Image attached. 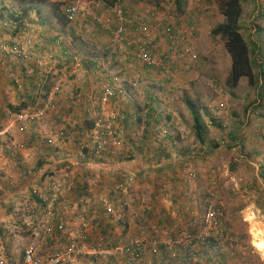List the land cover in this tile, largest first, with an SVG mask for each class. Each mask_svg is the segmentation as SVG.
<instances>
[{"label":"rangeland","instance_id":"rangeland-1","mask_svg":"<svg viewBox=\"0 0 264 264\" xmlns=\"http://www.w3.org/2000/svg\"><path fill=\"white\" fill-rule=\"evenodd\" d=\"M6 1L10 4L9 6L17 10V13L18 11L20 12V18H22L23 8L25 11L27 10L25 13V16L28 13L27 20H23L25 22L28 21L29 30L20 32V38L14 40L13 44L23 45L28 43L30 47L27 51L28 57L23 59L6 55L0 48L2 55L12 59V62H9V64L18 69L17 71L15 70L3 75L2 79L7 84L6 91H2L1 94L4 97H0V100L2 99L3 101L11 93H20L21 87L26 85L27 81L35 84L37 87L38 83L44 79V73H48L51 63H62L66 58L68 62L65 63V68H70V63H72L71 68H79L83 64L84 57L83 54L74 52L69 48L68 42H66L69 40L64 38L67 28L60 22L53 10V3H59L62 13L64 4L69 0ZM121 1L123 5L132 9L136 8V5L139 4L135 0ZM148 1L152 2L151 5L161 10H166L179 19L180 29H182V33L187 37L191 45L190 48L196 55L194 60L184 59L181 61L187 65L185 71L188 74L187 77L184 76L186 78V85L178 87L175 93L172 94L174 95L172 104L176 115L180 116L181 120H178L180 125L187 128V130L190 129L193 133L192 116L186 105L187 100H190L195 106L196 112L201 115L207 127L205 131L206 144L202 148L203 159L201 163L203 165L202 169H200V172H202V178H200L202 181V192L200 198L203 199L204 203V198L210 195L215 206L218 208V214L224 230L223 235L218 237L219 243L225 246L224 264H264V208L262 206V203H264V191L261 185L258 184V180L255 181V170L250 163L259 162L260 160L255 158H260L264 152V145H262L264 143H261L264 139L260 137V135L264 134V109L263 112L259 111L257 118H253L249 107L253 99L260 97L261 88H259V85L263 81L262 75L264 70L262 72L260 67L256 66L258 64L253 63V59L257 58V62H261V59H258L257 53H255V44L262 48L264 52V0H239L240 16L238 23L242 25V34L248 48V58L256 67L252 69L251 81H249V77L244 76L233 84H231L229 78L230 55L221 38L211 34L212 29L224 21V16L220 11V0H185V6L181 14L177 13L174 0ZM99 14V23H103L113 31L115 24L108 10L102 8L99 10ZM7 16L14 19V16ZM7 16L0 13V33H9L6 30L14 29L13 26L4 24L9 19ZM35 18L42 19L43 22L39 20L34 21ZM76 31L80 35V40L76 43L79 48L78 50L85 51L90 47L89 41L94 44L91 38L95 37L93 36L94 32L100 31V28L96 29V27L89 26L81 31ZM73 33L77 35L74 30ZM3 36L0 37V44L10 45L6 43ZM48 37L52 41H55V43L48 44L43 50L37 51L34 57L33 53L36 49L34 40L41 39V41H46ZM58 37H60V46L62 48L65 47L61 52L60 49L58 50L60 54L57 52V48L60 47L58 46L59 43L57 44L55 40ZM109 43H112L111 37H109ZM74 57H76L75 60L79 61V66H76ZM20 72L23 74L20 75ZM178 72L179 70L174 75ZM64 74L62 73L61 76H66V80H73L75 78L73 74L70 75L67 71ZM112 74L116 77L120 76L116 72ZM58 75L53 72L48 82L54 81L58 78ZM120 77H118V80ZM123 79L125 81V78ZM61 83V79L56 80L55 91L56 87L59 89ZM98 99L97 97L94 103L101 105ZM3 101L0 103V110L4 108L3 104L6 103L7 99ZM29 105L30 107H34L40 106L41 103ZM158 108L161 109V106H155V111ZM185 115L187 119H185ZM55 116L51 112L50 114H46L43 120L25 122L23 125H19L14 121V114L5 126L0 121V131L4 130L0 137V181L5 182L6 180H3L4 177H8L9 175L1 168L3 165L20 167L21 162L24 163V160L28 161L27 167L29 168L27 170H30L28 178L30 181H34L32 178L40 175L37 174L38 172H43V169L40 170L42 166H52L57 162L56 160H59L60 163L67 161L61 153H58L59 155L55 159H51L50 156L45 158L43 148L52 151L62 146L58 145V143L69 142V144L75 145V141L70 137L68 138L65 125L64 127L59 125V122L64 124V120ZM16 127L19 133L31 131L37 136L40 146L36 151V155L31 154L29 158L27 156H20L21 153L19 151H23V149L33 150V147L32 144L27 145L28 141H19L12 136L11 130L13 128L16 129ZM255 132L259 135L252 136L251 133ZM230 133L236 135V140L230 137ZM82 134L90 140L91 153L94 154V159H102L101 161L104 164L110 163L113 157H108L106 155L107 152L97 149L96 138L99 134L95 133L92 128L88 131L85 129ZM157 138L160 139L159 136ZM196 143L198 144L197 141ZM215 143L218 144L217 147L213 146ZM80 154L82 155L81 151ZM40 161H43V163ZM191 164L194 168H197L195 161ZM65 166L64 169H60L58 172L53 171L52 175L56 174L57 177L50 176L49 172H45L48 173V179L57 178L60 190L64 189V192L59 194V198L54 203L56 208L54 209L55 212H52L51 215L44 214L48 209L51 210L52 206L49 205L50 203L42 205L43 208H40L37 204L38 202L36 203L33 198L35 197V193L32 191L34 189L37 190L40 183L31 185V182L27 179L24 183L17 180L14 185L15 187L12 186L13 184H9L10 188L8 189H5L1 185L2 183L0 184V190L2 189L0 191V199L3 200H0V258L8 264H23L22 254L27 247H32L39 256L48 255L46 253L49 252L47 248L49 244L46 238H50L49 234L52 235L56 224L60 223L57 222V218L59 219L60 217L59 214L70 213L68 210L71 206H74L75 201L80 203V199L75 198V194L77 193L74 189V187H77L75 181L67 183L68 176L71 174L68 173L69 168H65ZM21 169L23 170V168ZM15 172L19 176L20 169H16ZM257 173L259 174V170ZM47 175L45 174L44 176ZM82 175L85 177L88 175V172L84 171ZM216 179H219L220 182L218 188L213 187V182ZM252 180L254 182L250 183ZM5 186H8V184ZM252 187L254 190H251ZM7 193L10 194V197L7 196ZM20 194L21 197H18ZM84 198L82 197V199ZM91 199L92 196L83 202L85 204L82 206L85 207L84 209H86L87 203L91 202ZM68 201L72 202L69 206L67 204ZM254 204H256V207ZM257 208H259L260 212ZM252 212L257 215L253 220H251L252 217L250 216ZM82 215L84 220H80ZM68 216L70 215L68 214L63 219L65 220ZM86 218L90 217L87 216L85 210V214L79 215L74 224H80L84 229L83 221L87 224ZM51 248L54 249L50 245ZM211 254L209 253V255ZM211 256L214 258L213 254Z\"/></svg>","mask_w":264,"mask_h":264},{"label":"crops","instance_id":"crops-1","mask_svg":"<svg viewBox=\"0 0 264 264\" xmlns=\"http://www.w3.org/2000/svg\"><path fill=\"white\" fill-rule=\"evenodd\" d=\"M148 3L152 4L150 1ZM9 5L6 0H0V13L5 16L20 13L19 11L17 13V10ZM26 12L24 9L22 10V20H27L28 13L25 16ZM164 12L160 16L169 15L168 11L165 10ZM38 20L34 19V21ZM39 21L41 22L42 19ZM27 22H23L26 27H28ZM35 23L39 25L37 22ZM79 24L80 22L72 27L64 25L67 28L64 38L69 40L66 42L72 51L83 54L82 66L71 68L72 63L69 62L70 68H65V63L68 62L66 58L64 59L66 62L51 63L48 73H44V79L38 83L37 87L27 81L26 85L21 87L20 93L14 92L5 97L7 101L3 104L4 108L0 110V121L5 126L12 115L17 112L13 111L9 105L11 107L20 106V110H25L30 107L29 104L43 103L45 99L48 101L51 98L49 111L46 114L52 112L56 115L55 117L64 120V124L59 122V125L61 127L65 125L67 131L65 132L68 138L70 137L75 141V145H71L69 142L58 143L62 146L52 151L43 148L45 158L50 156L51 159H55L59 155L58 153H61L67 161L60 163L59 160H56L57 162L52 166H42L40 170L43 169V172H38L37 174L40 175L33 177L32 180L34 181H30L28 178V173H30V170H27L29 168L27 167L28 161L24 160V163L20 161V167L3 165L1 168L9 175L4 177L3 180L6 181H0V184L2 183L1 185L8 189L10 188L9 184L14 186L17 180L24 183L27 179L31 185H34L48 179V173L45 172H49L50 176L57 177L56 174L52 175L53 171L58 172L60 169H64L66 165L65 168H69L68 173L71 174L68 176L67 183L75 181L77 185L74 187L77 192L75 198L80 199V203L75 201L74 206L68 210L70 213L59 214L60 217L57 218V222H63V218L69 214L70 216L64 222L66 225L74 224L79 215L85 214L86 210L87 216L90 218H86L87 224L83 221L84 229L90 239L100 246H110L116 242H128L139 234V230L143 229L144 234H141L144 243L143 257L139 264H148L156 259L164 260L165 264H180L179 257L172 259L168 256L165 243L177 237V232L180 229L193 228L194 223L199 221L204 210L203 199L200 198L202 192V181L200 180L202 172L200 169L203 165L201 163L203 159L202 148L205 145L201 146L195 139L194 133L180 125L178 121L181 120L180 116L176 115L172 104L174 96L172 94L178 87L186 85L184 76L187 77L188 74L185 71L187 65L180 62L181 64L179 63L180 65L177 66L176 70L179 72L173 76L172 80L165 79L136 61L132 49L134 39L131 38L134 34L129 28L119 38L117 44H113L109 43L112 31L103 23L96 26L100 28V31L94 32L93 36L95 37L91 38L94 44L89 41L90 47L88 49L85 51L78 50L76 43L73 42L76 40L73 39V30L78 35L76 30L79 29L74 27H78ZM19 27L18 29L6 30L9 33L1 32L0 37L4 35L6 43L13 44V41L21 36ZM179 28H181L180 24L178 25ZM59 38L55 39L56 43H59L58 46L61 45ZM34 42L37 46H35L36 49L33 53L34 57L36 52L43 50L46 45L55 43L50 37L46 41L35 39ZM64 48L62 46L57 48L58 54ZM66 50L68 51V49ZM0 60H2L0 61V97H4L1 94L2 91H6L7 84L2 79L3 75L18 69L9 64L12 59L1 53ZM182 69L183 71H181ZM66 71L70 75L73 74L75 78L66 80V76H61ZM53 72L59 74L58 78L48 82ZM115 72L125 78L126 81L135 80L139 83L140 89L135 98L133 100L124 98L115 101L110 100L102 106L95 104L94 100L100 94L103 80L107 75ZM22 74L20 72V75ZM57 79H61L62 83L58 91H55ZM2 101L1 99L0 103ZM155 106H161V109L158 108L155 111ZM249 107L253 118H257L259 111L263 112L264 101L255 107ZM96 115L110 118L117 134L123 140V146L113 156L111 162L106 164L101 161L102 159H94V154L91 153L90 140L82 134L85 129L88 131L87 129L93 126L98 118ZM185 119H187L186 115ZM17 130V127L11 130L12 136L19 141H28L27 145L32 144L33 147V150L23 149V151H19L20 156L29 158L31 154L36 155L40 146L37 136L31 131L19 133ZM251 135L258 136L259 134L255 132ZM260 137L264 139V134ZM28 158L26 159L28 160ZM255 159L260 160L257 163L250 162L255 170V181L258 180V184L264 191V152L260 158L256 157ZM193 161H195L197 168L192 166ZM40 162L43 163V161ZM188 166L194 170L196 174L194 178L187 175L185 169ZM16 169H20L19 176L15 172ZM258 170L259 174L257 173ZM84 171L88 172L85 177L82 175ZM45 174L47 176H44ZM117 181L125 182L123 190L116 188L115 183ZM213 183L214 188L219 187V179ZM7 184L8 186H5ZM251 190H254L253 187ZM4 192L6 191L4 190ZM7 196L10 197V194L7 193ZM91 196L92 199L89 202L91 204L87 203L88 205L84 209L85 207H82L85 205L83 202ZM18 197H21V194ZM82 197L85 198L82 199ZM33 198L36 203L38 202V206L43 208L42 205L44 204L39 202L36 196ZM67 204L69 206L72 202L68 201ZM254 205L256 207V204ZM262 206L264 208V203ZM8 210L10 211V209ZM257 210L260 212L259 208ZM7 215L9 214L7 213ZM154 240L159 244L157 247L152 244ZM216 241L217 243L213 245L212 252H210L214 258L211 256L212 254L209 255L208 249H200L194 254L192 264H224L225 246L221 245L218 239ZM198 248V246L189 248L183 244L176 249L180 254L189 251V249L193 253ZM115 261L96 256L92 259L90 257L80 258L70 264H115ZM5 264L8 263L5 261Z\"/></svg>","mask_w":264,"mask_h":264},{"label":"built area","instance_id":"built-area-1","mask_svg":"<svg viewBox=\"0 0 264 264\" xmlns=\"http://www.w3.org/2000/svg\"><path fill=\"white\" fill-rule=\"evenodd\" d=\"M100 8L98 0H69L64 7V12L69 21H74L78 16L88 15L90 24L99 21L97 9ZM109 14L114 22V29L111 35V42L117 44L119 38L129 27L137 39L133 41V56L136 61L150 67L164 78L170 80L174 75L175 65L184 59L194 60L196 58L190 48L187 37L177 30L175 21L169 17H161L159 9L146 3H139L132 9L118 1L112 6L107 7ZM5 25L13 26L14 20L8 19ZM30 45H3L0 48L6 55L26 58ZM76 66L79 61L75 60ZM138 88L136 82L132 81L124 84L118 76H112L103 80L101 84V94L99 100L102 104L118 98L130 99L134 96V91ZM58 87H56V91ZM49 99L43 106L35 107L31 110L21 111L14 115V121L19 125L25 122H36L43 120L50 107ZM90 130V129H89ZM95 133L99 134L96 138L97 149L107 152V156L113 157L123 146L122 138L117 134L113 122L110 118H99L92 127ZM4 130L0 131V137ZM58 181L55 178H49L41 181L37 190L32 192L39 199V202L52 206L51 210L44 212L45 215H51L55 212V204L59 194L64 192L60 190ZM123 184L118 183L117 188L123 189ZM205 209L201 214L199 223H194L192 229H180L177 237L170 239L165 243L168 256L172 259L179 257L180 264H192L194 254L200 248H207L213 243L215 237L223 235L221 219L218 214V208L213 199L208 196L205 200ZM81 220H84L81 216ZM58 232V234H57ZM143 230L128 242H116L110 246H100L90 239L80 224L65 225L58 223L55 226L53 234H49L52 240L51 246L54 248L46 256H39L32 247H27L23 251V264H70L76 258L89 256L106 257L116 260L115 264H139L143 257L144 243L141 239ZM158 246L156 240L152 242ZM185 245L189 248L198 246L193 253L185 251L179 254L177 247ZM189 245V246H188ZM56 246V247H55ZM0 264L5 261L0 258ZM148 264H165L164 260H155Z\"/></svg>","mask_w":264,"mask_h":264},{"label":"trees","instance_id":"trees-1","mask_svg":"<svg viewBox=\"0 0 264 264\" xmlns=\"http://www.w3.org/2000/svg\"><path fill=\"white\" fill-rule=\"evenodd\" d=\"M122 2L121 0H98L100 3V7L103 9H108V5L112 6L116 2ZM137 2H142L146 0H135ZM220 11L221 14L224 16V21L214 27L211 31V34L213 36H219L221 40L224 42V46L230 55L231 63H230V69H229V78L231 80V84L237 82L241 77L247 76L249 77V81L252 80V69L256 66H259L260 69L264 70V52L262 51V48H260L258 45L255 44V53H257L258 59H261V62H257V58L253 59L254 65L252 64V61L248 58V48L244 41V36L242 34V25L238 23V19L240 16V2L239 0H220ZM175 9L178 14H181L183 12L184 6H185V0H174ZM59 3H53V10L55 11V14L57 15L58 19L63 25L67 24V16L66 14L61 13ZM24 9V8H23ZM27 11V10H26ZM25 12V9H24ZM88 19V18H85ZM15 25L14 29L20 28V30L24 29L26 27V24L23 23L22 18L19 19L18 17L14 18ZM43 22V21H41ZM87 23V22H86ZM88 24V23H87ZM176 25L178 27L179 23L176 22ZM69 27H72L70 24ZM99 28V27H98ZM96 27V29H98ZM79 35H74L73 40L74 43H76L79 39ZM254 42V41H252ZM262 46V45H261ZM259 61V60H258ZM177 65H175L176 68ZM150 68V67H148ZM263 81L260 83L259 88H261L260 91V97L255 98L254 102H250L251 107L257 106L260 102L264 101V72L262 75ZM259 102V103H258ZM186 105L188 109L190 110L191 116H192V130L194 133L195 139L201 144V146L205 145L206 139H205V131H206V124H204L201 115L196 112L195 106L191 103L190 100L186 101ZM13 111L21 112L20 106L11 107ZM94 125V123H93ZM93 127V126H92ZM230 137L233 138V140H236V135L233 133H230ZM218 144H214L213 146L217 147ZM211 146V147H213ZM40 165V163H39ZM39 200V199H38ZM48 239L49 246L47 247L49 249V252L46 254L53 253L54 251L50 249V245L52 243V240L50 238ZM91 259L95 256H89ZM23 258V254H22Z\"/></svg>","mask_w":264,"mask_h":264},{"label":"clouds","instance_id":"clouds-1","mask_svg":"<svg viewBox=\"0 0 264 264\" xmlns=\"http://www.w3.org/2000/svg\"><path fill=\"white\" fill-rule=\"evenodd\" d=\"M147 1V2H146ZM146 1H142V2H139V3H141V4H143V2H145L146 4H149L148 3V0H146ZM68 3V2H67ZM66 3V4H67ZM66 4H64V6H63V8H62V13L63 14H65V12H64V7H65V5ZM150 5V4H149ZM151 6H153V5H151ZM153 7H156V6H153ZM157 8V7H156ZM100 9H102L101 7L100 8H98L97 9V14L98 15H100L99 14V10ZM159 9V8H158ZM163 12L165 11V10H162ZM161 11V9H159V14L161 15L163 12ZM162 12V13H161ZM164 13H166V12H164ZM10 15V14H9ZM11 16V15H10ZM12 16H14V18H16V17H18L19 19H21L20 17H19V13L17 14V15H12ZM175 16V15H174ZM171 13H169V15H166V17H169V18H171L172 20H174L175 21V24H176V22L177 23H179V19L175 16L174 17ZM162 17V16H161ZM164 17V16H163ZM9 18V17H8ZM13 18V17H12ZM11 17L9 18V19H12ZM85 18H88V15H81V16H78L77 18H76V20H74V21H69L68 20V18L66 19L67 20V24L66 25H74V24H77L78 22H80V24H79V26L78 27H74V28H78L79 29V31H81L82 29H86V28H88L89 26H93V28L94 27H96L98 24H100L99 22L100 21H97V22H95V23H93V24H90V22H89V18L88 19H85ZM12 20H14V19H12ZM88 24H87V23ZM180 24V23H179ZM127 28H129V27H127ZM126 28V29H127ZM176 28H177V30H179L180 32H182V30H180V28L178 29V27H177V25H176ZM125 29V30H126ZM130 29V28H129ZM26 30H29V28L28 27H25L24 29H22L20 32H23V31H26ZM131 30V29H130ZM184 34V33H183ZM111 35H112V33H111ZM124 35V34H123ZM122 35V36H123ZM185 35V34H184ZM80 36V35H79ZM121 36V37H122ZM111 37V36H110ZM120 37V38H121ZM131 38H136V35L134 34ZM82 40H84V39H82ZM77 43V42H76ZM113 44H115V43H113ZM10 45H13V44H10ZM191 46V45H190ZM74 52H76V51H74ZM75 58L76 57H74L73 59L75 60ZM181 62V61H180ZM180 62H178V64H177V66L179 65V63ZM140 63V62H139ZM141 65H143L142 63H140ZM143 66H145L147 69H150V68H148L146 65H143ZM177 66H176V68H175V70H174V73L176 72V70H177ZM152 70V69H151ZM152 71H154V70H152ZM154 72H156V71H154ZM112 76H114L113 74H110V75H107V77H105V79L106 78H110V77H112ZM174 76V75H173ZM118 77H120V76H118ZM121 79H122V81H123V83L124 84H126V83H129V82H132V81H134V82H136L137 83V81H135V80H129V81H124V79L122 78V77H120ZM164 78V77H163ZM173 78V77H172ZM172 78L170 79V80H172ZM166 79V78H165ZM137 85H138V88L134 91V96L132 97V98H130V99H126V98H124V99H126V100H133L134 98H135V96H136V94H137V92H138V90L140 89V86H139V83H137ZM58 91V90H57ZM100 94H101V91H100ZM100 94H99V96H98V98L100 97ZM51 99V98H50ZM119 99V98H118ZM52 100V99H51ZM99 100V99H98ZM113 101H115V100H113ZM47 102V100L45 99V103ZM44 102L42 103L41 102V105L40 106H43V104H45ZM101 105H104V104H102L101 103ZM35 107H39V106H34V107H29V109H25V110H21V111H27V110H31V109H33V108H35ZM17 113H19V112H15L14 113V115L15 114H17ZM99 118H101V117H98L97 119H99ZM96 119V120H97ZM96 120H95V122H96ZM95 122H94V124H95ZM113 126H114V124H113ZM92 128V127H91ZM91 128H89V129H91ZM115 128V127H114ZM88 129V130H89ZM122 142H123V140H122ZM118 153V152H117ZM114 158V157H113ZM184 166H186V165H184ZM187 169H189V170H187ZM185 170H187L186 172H187V175H189L191 178H194L195 176H196V174H195V172H194V170L192 169V168H190L189 166L188 167H186V169ZM118 183H122L123 184V189L125 188V182L124 181H117V183H116V188H117V184ZM118 189V188H117ZM123 189H120V190H123ZM208 196H210V195H207V197ZM207 197H205L204 198V209H205V205H206V202H205V200H206V198ZM211 197V196H210ZM212 198V197H211ZM204 211V210H203ZM202 214V213H201ZM201 217V216H200ZM199 220H200V218H199ZM196 223H199V221L198 222H196ZM195 223V224H196ZM188 229H192V228H188ZM143 230V229H142ZM144 231V230H143ZM221 237V236H220ZM225 237V236H224ZM218 239V237H215L214 239H213V243H212V245H210L209 247H207V248H200V249H208V251H209V253L210 252H212V250H211V248L213 247V245L214 244H216L217 243V240ZM219 240V239H218Z\"/></svg>","mask_w":264,"mask_h":264},{"label":"bare ground","instance_id":"bare-ground-1","mask_svg":"<svg viewBox=\"0 0 264 264\" xmlns=\"http://www.w3.org/2000/svg\"><path fill=\"white\" fill-rule=\"evenodd\" d=\"M251 214H252V215H250V216L252 217V218H251L252 220L255 219V218L257 217V215H256L254 212H252Z\"/></svg>","mask_w":264,"mask_h":264}]
</instances>
